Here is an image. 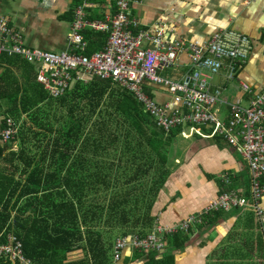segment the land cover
<instances>
[{
  "label": "trees",
  "instance_id": "trees-1",
  "mask_svg": "<svg viewBox=\"0 0 264 264\" xmlns=\"http://www.w3.org/2000/svg\"><path fill=\"white\" fill-rule=\"evenodd\" d=\"M96 35L84 31L90 42ZM0 66V115L22 120L15 136L19 149L0 144V158L11 163L0 169V246L11 236L29 264H111L115 237L140 236L151 226L152 205L170 177L168 156L181 130L156 124L131 93L110 81H78L52 99L30 65L1 56ZM31 142L37 143L33 154L23 146ZM76 144L81 148L74 155ZM178 235L172 249L184 247ZM78 247L83 257L68 259ZM0 264L12 261L0 254ZM143 264H174V254Z\"/></svg>",
  "mask_w": 264,
  "mask_h": 264
},
{
  "label": "built area",
  "instance_id": "built-area-1",
  "mask_svg": "<svg viewBox=\"0 0 264 264\" xmlns=\"http://www.w3.org/2000/svg\"><path fill=\"white\" fill-rule=\"evenodd\" d=\"M88 0L75 8L74 20L67 36L69 49L60 53L29 49L23 46L20 35L13 29L7 16L0 14V56L20 57L35 67V81L48 97L62 96L75 82L87 83L91 77L110 81L131 93L142 110L165 130H181L179 135L188 140L223 138L245 160L250 177L251 207L261 223L264 234V212L258 200L264 196V89L254 92L249 85L239 82L241 95L234 99L223 95L224 88L212 83L214 75L227 82L237 80L252 49L249 37L228 28L215 31L204 42H186L169 37L163 19L152 27H144L132 13L135 0H111L113 11L105 21H88L84 9ZM90 28L108 32L103 48L85 54L87 43L82 31ZM189 53V63L180 56ZM180 77L172 73L180 67ZM168 72H172L167 75ZM148 86L164 89L169 100L158 102L144 92ZM246 96V102H241ZM0 140L11 143L18 126L6 117ZM247 201L236 193L220 196L205 213L228 211L245 207ZM203 212L199 214L202 215ZM154 217L148 232L138 236H117L113 242L112 262L118 264L124 249L161 252L162 233L186 231L190 224L201 221L197 215L186 216L173 225H161ZM14 242V244H13ZM0 254L11 260L29 264L22 255L21 244L9 237L8 245L0 246Z\"/></svg>",
  "mask_w": 264,
  "mask_h": 264
},
{
  "label": "crops",
  "instance_id": "crops-1",
  "mask_svg": "<svg viewBox=\"0 0 264 264\" xmlns=\"http://www.w3.org/2000/svg\"><path fill=\"white\" fill-rule=\"evenodd\" d=\"M81 3L82 0H0V14L9 18L24 47L60 53L69 49L67 36L75 17V8ZM87 3L84 13L88 21H105V15L113 11L111 0H88ZM131 10L144 27H152L163 19L169 28V37L182 39L185 43L204 42L221 28L246 34L252 49L237 80L227 82L220 76V83L215 84L214 79L212 83L223 87V95L229 99L241 95L239 82L249 85L254 92L264 89V0H135ZM84 31L97 35L90 42L84 38ZM108 34L85 28L82 36L87 43L86 50H101ZM180 60L187 65L189 53H183ZM30 67L35 75V67ZM184 69L181 66L178 71L168 72L167 75L172 73L173 77H180ZM4 71L5 68L0 66V75ZM13 72L19 75V71ZM154 89L157 91L151 96L156 101L169 100L167 94H161L163 88L154 86ZM241 102L245 104V95ZM3 110L5 108L1 107L0 114ZM3 119L0 115V133L4 128ZM12 141L11 144L0 140V144H8L11 150L18 145L16 138ZM172 149L171 156L178 169L172 172L168 163L170 177L152 205V218L157 217L158 224L168 226L189 215H197L201 221L190 224L186 231L162 233L164 249L161 252L124 249L118 264H143L151 257L156 262L167 251L174 254V264H264V234L259 218L250 205V177L245 160L220 137H197L189 150L185 148L184 161L177 157V142ZM261 182L264 185V180ZM233 192L247 201L245 207L205 213L210 203ZM258 205L264 212V196L258 200ZM176 234H179L178 240L184 238L183 248L172 249ZM114 239L109 252H112ZM83 254V249L78 247L67 255L68 259H76ZM15 260H11L12 264Z\"/></svg>",
  "mask_w": 264,
  "mask_h": 264
},
{
  "label": "rangeland",
  "instance_id": "rangeland-1",
  "mask_svg": "<svg viewBox=\"0 0 264 264\" xmlns=\"http://www.w3.org/2000/svg\"><path fill=\"white\" fill-rule=\"evenodd\" d=\"M214 80H213V82L216 84V82L217 83H220L221 81H222V77H220L219 75H214ZM150 87H152V88H149V86L148 87H146L145 89H144V92H147L148 94H150V95H152V92H153V94L157 91V89H154V86H150ZM64 112H66V109H64L63 110ZM53 114H55V116L58 118L59 117V115H58V112H55V111H53ZM23 117H25V116H23ZM21 121L22 120H20L19 122H16V124H17V126L19 127L20 126V124H21ZM109 128H110V131H115L116 129H115V126L114 125H112V124H110L109 125ZM196 139H197V137H193V138H191L189 141H187V140H185V139H183L182 138V136H180L179 134H178V136H177V138H176V142H177V144H178V149H179V151H178V153H177V157H179L180 159H182V161H184V158H185V148L187 149V150H189L190 149V147L192 146V144H194L195 143V141H196ZM37 144V143H36ZM36 144H34V142H31V143H29V144H24L23 146H24V148H25V151H27V152H29L30 150H31V152H32V154L33 153H36V151H35V147H34V145H36ZM17 148L19 149V147H18V145H16V146H13L12 147V149H11V151H16L17 150ZM50 148H51V144H49V145H47V147H46V152L48 151V150H50ZM80 145L79 144H76L74 147H72V150H73V152H74V155L76 154V153H78L79 151H80ZM5 157H8L7 156V151H5ZM47 156H48V152H47V154H46ZM73 155V156H74ZM237 156V155H236ZM100 157V156H99ZM100 158H102V157H100ZM71 159V158H70ZM72 160V159H71ZM71 160H69V162H71ZM47 161H45V163H46ZM68 162V161H67ZM17 163V161L16 160H14L13 162H12V164H16ZM168 163H169V168L171 169V171L173 172V170H177L176 169V165H175V163L173 162V158H172V156H171V154H170V156H168ZM11 168V163H9L8 161H5V160H3L2 158H0V169H2V170H4V169H10ZM105 230L107 229L106 227H108L106 224H105ZM114 228H116V227H110V229H114ZM81 231L82 232H84V226L82 227V229H81ZM104 235H105V233H104ZM103 235V237H105ZM102 237V238H103ZM83 243V242H82ZM132 251H133V249H131ZM84 252V251H83ZM84 254H85V252H84Z\"/></svg>",
  "mask_w": 264,
  "mask_h": 264
},
{
  "label": "clouds",
  "instance_id": "clouds-1",
  "mask_svg": "<svg viewBox=\"0 0 264 264\" xmlns=\"http://www.w3.org/2000/svg\"><path fill=\"white\" fill-rule=\"evenodd\" d=\"M4 119H5V118H4ZM4 119H3V120H4Z\"/></svg>",
  "mask_w": 264,
  "mask_h": 264
}]
</instances>
